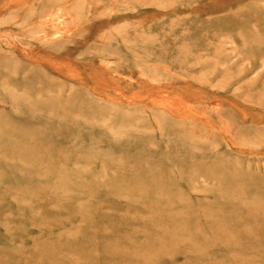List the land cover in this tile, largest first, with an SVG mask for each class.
<instances>
[{
	"label": "rangeland",
	"instance_id": "rangeland-1",
	"mask_svg": "<svg viewBox=\"0 0 264 264\" xmlns=\"http://www.w3.org/2000/svg\"><path fill=\"white\" fill-rule=\"evenodd\" d=\"M0 264H264V0H0Z\"/></svg>",
	"mask_w": 264,
	"mask_h": 264
}]
</instances>
